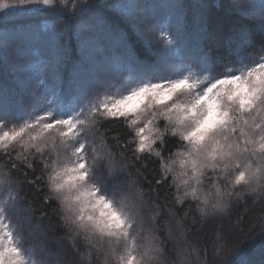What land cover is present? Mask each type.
Segmentation results:
<instances>
[{"label": "snow or ice", "instance_id": "obj_1", "mask_svg": "<svg viewBox=\"0 0 264 264\" xmlns=\"http://www.w3.org/2000/svg\"><path fill=\"white\" fill-rule=\"evenodd\" d=\"M32 14L63 21L37 67L38 34L7 23ZM0 52V264H209L189 251L209 219L211 264H264V216L232 219L264 206V3L0 0ZM37 201L71 256L30 244Z\"/></svg>", "mask_w": 264, "mask_h": 264}, {"label": "trees", "instance_id": "obj_2", "mask_svg": "<svg viewBox=\"0 0 264 264\" xmlns=\"http://www.w3.org/2000/svg\"><path fill=\"white\" fill-rule=\"evenodd\" d=\"M9 2H11V0H9ZM158 2H165V0H158ZM213 2L217 7L219 6V0H213ZM235 2L242 3L244 7H248L249 5L255 3L260 5L261 3H264V0H235ZM239 14L243 15V13H239ZM245 19L248 20L255 19L254 13H251V11L249 10V14L245 16ZM62 22H63L62 18L60 17L43 16L39 14L21 15V16L12 15L7 18V23L9 25H23L28 27L29 29L34 30L38 34L36 38L33 39L32 45L28 50L29 51L28 56L32 60V67H37L45 63L47 59V52L44 44L40 39V36L52 34L53 32H55L57 24ZM45 24L48 26L46 29H45ZM60 42L71 48L74 45L75 40L72 36L66 34L62 37V40ZM2 56L3 53L0 52V57ZM8 76H9L8 69L3 63H0V77H8ZM48 99H52V97L45 96L43 93H41L38 96L37 102L35 103V108L40 115H44L42 109L46 107V103ZM19 115H22L24 119H28L27 115H25L24 113H19ZM20 123H23V120H21ZM112 134L120 135L121 140H123L122 129L116 128L113 130ZM17 148L19 149V145L17 146ZM3 151H4V146L0 145V153H2ZM3 167H4L3 162H0V168ZM209 175H211V173H209ZM29 176H31V173H29ZM24 189L28 193V199L33 200L34 199L32 195L33 190L30 189L27 185L24 186ZM161 199L163 200V197H161ZM244 199L247 200V198ZM241 203L244 206L235 209V215L232 217L233 220L239 219L242 221L238 231H243V233L247 234L251 232L253 229H255V233L258 234L262 224L260 218L261 216H264V206H262L258 202H253L251 200H247L246 204L244 203V200H242ZM160 206L163 207L164 205L161 204ZM34 209H35V214L33 217V226L35 227V232L30 237V244L36 246L37 249L44 246L51 249L52 251L63 250L64 252H67L71 256L72 245L70 242V238L65 239L61 245H56L54 243L55 235L64 236V233L58 230L56 233H54L53 231L49 230L50 226L54 227L57 223V216L53 215L51 211V206H45L41 208V206L39 205V201H37L36 204L34 205ZM42 211L46 212L47 215L44 216L43 219H40ZM218 223H219L218 221L209 219L207 223L203 224L201 228H196L195 232L197 235L192 237L193 247L189 250L190 252L193 253L194 256L197 253L203 252L204 255H201L199 259L200 260L207 259L209 261V264H211V260L214 256L213 253L214 245L218 246V243H222V241L217 240V237L219 236ZM261 244H264V240H261L257 236V238L251 243L250 251L251 252L257 251L260 248ZM76 247L79 248L80 244H76ZM220 255H224V253H221Z\"/></svg>", "mask_w": 264, "mask_h": 264}, {"label": "rangeland", "instance_id": "obj_3", "mask_svg": "<svg viewBox=\"0 0 264 264\" xmlns=\"http://www.w3.org/2000/svg\"><path fill=\"white\" fill-rule=\"evenodd\" d=\"M165 2H166V0H165ZM252 5H258V4L255 3V4H252ZM250 11H251V13H254L255 11H258V9H255V10H251V9H250ZM27 54H29V51H28Z\"/></svg>", "mask_w": 264, "mask_h": 264}]
</instances>
